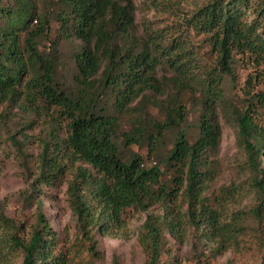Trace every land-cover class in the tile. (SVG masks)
I'll return each mask as SVG.
<instances>
[{"label": "trees", "instance_id": "16d2710c", "mask_svg": "<svg viewBox=\"0 0 264 264\" xmlns=\"http://www.w3.org/2000/svg\"><path fill=\"white\" fill-rule=\"evenodd\" d=\"M39 1L0 0V101L20 103L23 110L43 116L48 126L38 136L39 152L29 162L33 169L29 192H23L26 201L37 202L36 226L28 236H18L16 221L0 207V252L7 246L21 251L22 264H71L41 201L45 187L65 184L82 237L79 244L85 247L88 242L95 255L98 236L126 229L127 211L163 206L171 213L149 215L139 243L145 264L171 261L170 237L179 238L183 229L179 212L170 207L183 197L188 221L201 238L216 245L212 253L237 241L245 219L264 225V0H208L183 22L178 0H147L178 19L158 31L147 29L142 36L134 31V0H58L60 39L80 42L74 55L79 87L75 97L56 84L54 61L38 49V41L51 29L50 16L37 8ZM192 37H201L208 47L204 64ZM160 66L172 76L158 77ZM240 66L250 72L240 88L241 102H231L224 86L226 79L238 85ZM195 71L202 75L197 83ZM169 89L177 91L175 96L168 95ZM148 91L167 96L163 102L156 99L164 119L149 123L139 114L124 131L122 117L130 115L132 105ZM184 91L201 94L199 135L194 141L184 129L188 116L181 98ZM107 93L112 103L104 109ZM225 104L248 154L257 195L256 204L243 213L246 217L227 223L206 195L208 154L219 148L222 138L216 110ZM176 130L173 148L163 156L174 176L166 177L159 163L148 160L158 157L163 139ZM121 143L127 148L145 145L148 158L138 153L127 156Z\"/></svg>", "mask_w": 264, "mask_h": 264}, {"label": "rangeland", "instance_id": "374dc122", "mask_svg": "<svg viewBox=\"0 0 264 264\" xmlns=\"http://www.w3.org/2000/svg\"><path fill=\"white\" fill-rule=\"evenodd\" d=\"M178 1L181 4L179 18L180 22H183V19L190 16L198 5L208 0ZM134 4L136 8L134 31L137 36H142L147 29L158 31L167 23L178 19L170 17L169 13L157 10L147 0H134ZM37 8L42 14L46 13L51 18V29L47 36L38 41V49L45 57L54 61L56 84L71 97H75L79 87L74 80L77 74L74 55L80 42L60 39L61 32L55 16L62 8L58 0H40ZM192 38L200 51L198 58L204 64L206 62L204 53L208 47L203 45L201 37ZM158 69V77L172 76L165 66H160ZM237 72L238 85L234 86L229 79H226L224 94L227 100L239 103L240 88L243 87L250 70L240 66ZM194 74L197 83L202 75L198 71ZM167 92L173 97L177 91L169 89ZM200 96V93L193 94L189 91L181 94L188 114L184 129L190 141H194L199 135V119L202 113ZM165 98L167 96H156L151 91L143 93L132 105L134 109L131 114L122 117L123 130L129 131L132 120L139 114L149 123L162 121L163 106L161 103L157 104L156 99L157 102H163ZM111 103L112 97L107 93L101 105L105 109L104 106ZM216 111L222 129V138L219 148L208 154L211 163L208 169L206 195L210 197V204L220 210L223 220L227 223L246 217V212L256 204L257 195L252 189V166L247 152L239 143L238 128L229 111V104L218 106ZM47 127L44 117L37 112L23 110L18 102L0 101V207L7 217L16 221L19 228L17 234L20 237L28 236L37 223V202L26 201L23 192L29 189L28 185L31 182L30 170L33 169L29 168L31 166L29 162L34 160L39 152L38 136L45 134ZM25 135L29 137L28 140L24 138ZM177 135L178 130L168 133L162 141L158 157L154 156L148 160L152 161V165L159 163L166 177L174 176V173L166 166L163 156L173 148ZM121 148L127 156L138 153L148 158V149L145 145L127 148L121 143ZM25 154L30 156L25 157ZM74 172L75 168H71L70 174ZM66 189V184L45 187L43 189L45 196H41V201L44 204L46 218L53 230L58 233L59 248L64 245V251L69 254L71 264H145L146 256L139 243L141 227L149 215L167 217L170 211L163 206L153 207L146 212L135 209L127 211L126 229L115 235L98 236L96 250L98 254L95 255L88 250V242H85V247L79 244L82 237L78 234L76 219L68 206ZM187 207L184 197L170 207L171 210L179 212L183 234L179 238L170 237L172 260L165 264H264V225H257L245 219L243 222L247 223L238 235L237 241L221 253H212L216 245L199 236L196 226L188 221ZM22 262L21 251H14L11 246L2 248L0 264H22Z\"/></svg>", "mask_w": 264, "mask_h": 264}]
</instances>
